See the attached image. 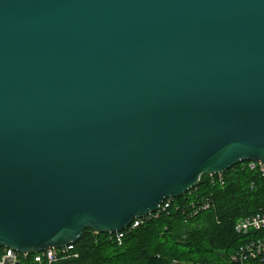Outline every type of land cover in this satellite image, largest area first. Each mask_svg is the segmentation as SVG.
<instances>
[{
    "label": "water",
    "instance_id": "obj_1",
    "mask_svg": "<svg viewBox=\"0 0 264 264\" xmlns=\"http://www.w3.org/2000/svg\"><path fill=\"white\" fill-rule=\"evenodd\" d=\"M264 163V0H0V247L115 233Z\"/></svg>",
    "mask_w": 264,
    "mask_h": 264
},
{
    "label": "trees",
    "instance_id": "obj_2",
    "mask_svg": "<svg viewBox=\"0 0 264 264\" xmlns=\"http://www.w3.org/2000/svg\"><path fill=\"white\" fill-rule=\"evenodd\" d=\"M247 162L222 173V181L203 175L165 211L123 229L122 243L114 235L86 229L75 244L80 256L57 264H235L232 256L252 235L236 231L238 220L264 212V176ZM33 255L21 258L33 264Z\"/></svg>",
    "mask_w": 264,
    "mask_h": 264
},
{
    "label": "built area",
    "instance_id": "obj_3",
    "mask_svg": "<svg viewBox=\"0 0 264 264\" xmlns=\"http://www.w3.org/2000/svg\"><path fill=\"white\" fill-rule=\"evenodd\" d=\"M247 165L251 169L257 170L258 168L264 175V166L249 161ZM222 180V177L220 178ZM172 199H166L163 201L165 206L161 207V210H165L168 205H170ZM208 204L203 208H207ZM142 223V220H136L132 229L138 227ZM236 229L239 233L250 234L252 231H258L264 229V212H258L251 216L242 217L238 220ZM124 237L123 233H118L116 239L121 241ZM29 254H20L17 251L7 248L0 247V264H21V256H28ZM80 254L75 252V245L71 244L66 247L56 249L49 248L45 251L37 252L32 256L33 264H55L59 260L75 257L78 258ZM232 259L237 262V264H252L251 260H259L258 264H264V237L259 238L258 240L251 241L243 246L236 254L233 255Z\"/></svg>",
    "mask_w": 264,
    "mask_h": 264
},
{
    "label": "bare ground",
    "instance_id": "obj_4",
    "mask_svg": "<svg viewBox=\"0 0 264 264\" xmlns=\"http://www.w3.org/2000/svg\"><path fill=\"white\" fill-rule=\"evenodd\" d=\"M243 162H245V161H243ZM248 162H249V161H248ZM252 162H255V161H252ZM240 163H241V162H240ZM255 163L259 164V166H261V165L264 166V163H262V162H255ZM238 164H239V163H238ZM233 167H234V166H233ZM230 169H231V168H230ZM258 169H259V168H258ZM228 170H229V169H228ZM259 170H260V169H259ZM225 172H226V171H225ZM260 172H261V171H260ZM223 173H224V172H223ZM261 173H262V172H261ZM205 175H209V174H205ZM262 175H263V173H262ZM202 176H203V175H202ZM202 176H201V177H202ZM263 176H264V175H263ZM211 177H212V181L214 182V181H216V178H217L218 180H220L221 177L223 178V175H222V173H218V174L211 175ZM200 180H201V178H200ZM200 180H199V182H200ZM220 181H222V180H220ZM199 182H198V183H199ZM196 186H197V185H196ZM196 186H195V187H196ZM165 205H166V204L162 202V203L159 205V207H158V209H157L156 211H154V212H150L149 214H152V213L157 212L158 210H161V207H162V206H165ZM169 206H170V205H168V206L166 207V209H167ZM166 209H165V210H166ZM165 210H161V211H165ZM149 214H147V215H149ZM147 215H145V216H147ZM145 216H144V217H145ZM144 217H136L135 219H133V220L131 221V223H132V222L134 223L136 220L142 219V218H144ZM131 223H130V224H131ZM237 223H238V222H237ZM130 224H128L127 226H129ZM236 225H237V224H236ZM127 226H126V227H127ZM126 227H125V228H126ZM125 228H124V229H125ZM122 230H123V229H121L120 231H117V232H115V233H108V234H110V235H114V236H115V239H116V236H117L118 233H123ZM236 231H237V229H236ZM96 232H97V231H96ZM237 232H238V231H237ZM100 233H106V232H100ZM123 234H124V233H123ZM241 234H243V233H241ZM251 234H252V235H257V234H258V235H257L254 239H251V240L245 242V244L242 245V246L240 247V249H241L243 246H245L247 243H249V242H251V241L258 240L259 238L264 237V229H262V230H258V231H252ZM123 238H124V237H123ZM116 240H117V239H116ZM122 241H123V239H122L121 241H118V240H117V242H119V243H122ZM71 244H74V245H75L76 242H72V243H70V244H68V245H71ZM68 245H65V246H62V247H50V248L60 249V248L66 247V246H68ZM240 249H239V250H240ZM239 250H237V252H238ZM75 252H77V251H76V246H75ZM237 252H236V253H237ZM18 253H19V252H18ZM36 253H37V252H36ZM236 253H235V254H236ZM20 254H21V253H20ZM27 254H30V253H27ZM22 255H24V254H22ZM232 257H233V256H232ZM69 258H75V257H68V258L61 259V260H59V261H62V260H65V259H69ZM59 261H58V262H59ZM232 261H233L235 264H237V262H235L233 259H232ZM58 262H57V263H58ZM57 263H55V264H57ZM251 263H252V264H258V263H259V260H257V259H256V260H253V259H252V260H251Z\"/></svg>",
    "mask_w": 264,
    "mask_h": 264
},
{
    "label": "rangeland",
    "instance_id": "obj_5",
    "mask_svg": "<svg viewBox=\"0 0 264 264\" xmlns=\"http://www.w3.org/2000/svg\"><path fill=\"white\" fill-rule=\"evenodd\" d=\"M256 236H257V235H251V236H249V237H245V238H243V242H247V241H249V240H251V239H254ZM21 264H26V263H25V260H24L23 258L21 259ZM179 264H192V263H189V262L184 261V262H181V263H179Z\"/></svg>",
    "mask_w": 264,
    "mask_h": 264
}]
</instances>
